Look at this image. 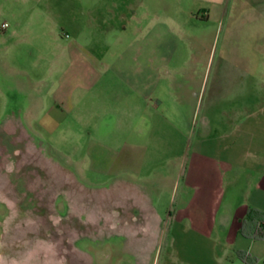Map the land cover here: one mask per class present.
I'll use <instances>...</instances> for the list:
<instances>
[{
    "label": "rangeland",
    "instance_id": "1",
    "mask_svg": "<svg viewBox=\"0 0 264 264\" xmlns=\"http://www.w3.org/2000/svg\"><path fill=\"white\" fill-rule=\"evenodd\" d=\"M137 1L0 0L2 264H91L92 255L94 264H104L106 255L122 250L106 246L112 235L124 234L127 242L142 224L154 222L149 185L163 175L171 179L197 138L211 142L223 129H264V0H228L218 19L202 18L198 0H149L160 11L174 9L176 1L174 10L193 14L178 12L173 21L162 13L159 23L146 21L149 36L120 16L125 2ZM69 42L91 43L97 53L123 54L131 47L123 62L160 65L155 95L162 111L176 106L179 116L140 118V127L149 129L137 134L121 129L125 119L97 110L111 100L110 90H99L100 99L95 89L73 91L69 78L61 79ZM171 95H190L192 106L182 109ZM65 97L73 98L74 108ZM124 138L143 146L128 163L129 169L140 164L139 179L93 177L90 157L98 151L90 143L117 146ZM175 182L173 192L159 198L161 211L185 198L182 181ZM132 241L125 246L149 257L150 243Z\"/></svg>",
    "mask_w": 264,
    "mask_h": 264
},
{
    "label": "crops",
    "instance_id": "2",
    "mask_svg": "<svg viewBox=\"0 0 264 264\" xmlns=\"http://www.w3.org/2000/svg\"><path fill=\"white\" fill-rule=\"evenodd\" d=\"M176 1L172 5L174 9ZM198 1L203 5L202 18L218 19L226 15L225 6L228 0ZM74 5L81 6L82 3L74 1ZM91 6L93 5L86 9L89 15L94 12ZM170 8L160 11V7H154L151 1L138 0L136 3L125 2L123 10L119 13L128 23H135L137 33L142 32L143 35L149 36L152 27H145L153 21L159 23L162 13L173 21H176L178 12H181L180 15H186L185 10ZM106 12L114 17L115 13H118L109 9ZM190 13L192 12L189 11L185 17L193 15ZM131 51L130 47L123 54L109 49L97 53L91 43L80 45L69 42L66 46L63 45V53L69 57V63L66 70H61L60 73L62 72V80L69 78L67 83L72 84L73 91L82 89L92 94L95 89L96 96L101 99L103 96L99 90H110L111 100L105 109L97 110L103 115L113 113L116 117L125 119L121 129L132 130V133L137 134L140 132L138 129H149V125L140 127V118L149 115L167 118L179 114L175 110L176 106L174 109L169 107L162 111L163 101L155 95L160 65H154L150 61L135 64L123 62L124 55L130 54ZM140 51H144L142 46ZM108 53H111L109 60L106 58ZM171 96V102L178 103L182 109L192 106L193 99L190 95ZM65 98L67 104L74 108L73 98ZM97 103L101 107L102 104ZM90 145L98 151L90 157L88 170L93 177L139 179L142 173L140 164H137V169L134 162V167L129 169L128 163L131 152L142 150L141 144L131 143L124 138L117 146L102 140H95ZM191 148L188 155L175 167L171 179L170 176L163 175L158 182L149 185L153 193L150 213L154 222L142 224L136 235L127 234L131 236L127 238V242L123 233L112 235L110 240H117L111 244L109 240L106 246H122V250L115 256L106 255L104 264H247L237 255L239 250L255 257L253 264H264V238H247L239 231L249 208L264 211V129H223L211 142L200 136ZM151 179L144 177L141 180L147 182ZM176 179L183 183L182 193L185 198L179 200V205H167L166 209L161 211L157 207L159 198L164 192H173ZM226 183L232 188L231 194L226 193ZM3 210L4 208L0 207V225ZM148 230H151V233ZM133 239H136L139 245H152L149 257H142L140 249L139 255H136L131 250L132 246H125V243L132 244ZM87 243L90 252L97 251L95 247H91V240L83 241V244ZM138 257L141 263L138 262ZM94 263L95 255H92L91 264Z\"/></svg>",
    "mask_w": 264,
    "mask_h": 264
},
{
    "label": "trees",
    "instance_id": "3",
    "mask_svg": "<svg viewBox=\"0 0 264 264\" xmlns=\"http://www.w3.org/2000/svg\"><path fill=\"white\" fill-rule=\"evenodd\" d=\"M239 231L247 238H264V211L256 208H249L245 218L241 222ZM237 255L243 262L247 264H253L256 261L255 257L243 250L237 251Z\"/></svg>",
    "mask_w": 264,
    "mask_h": 264
},
{
    "label": "built area",
    "instance_id": "4",
    "mask_svg": "<svg viewBox=\"0 0 264 264\" xmlns=\"http://www.w3.org/2000/svg\"><path fill=\"white\" fill-rule=\"evenodd\" d=\"M1 26H2V27H5V26H6V23H3Z\"/></svg>",
    "mask_w": 264,
    "mask_h": 264
}]
</instances>
